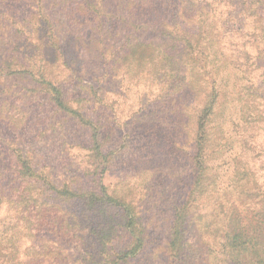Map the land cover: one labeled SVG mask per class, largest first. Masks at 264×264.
Instances as JSON below:
<instances>
[{"label":"rangeland","instance_id":"rangeland-1","mask_svg":"<svg viewBox=\"0 0 264 264\" xmlns=\"http://www.w3.org/2000/svg\"><path fill=\"white\" fill-rule=\"evenodd\" d=\"M203 1L209 10L214 9V15L207 13L205 29L208 38L216 40L206 45L207 53L218 58L213 68L218 74L215 89L187 92L181 101L169 105L155 83L113 68L103 85L104 105L94 104L75 88L72 75L61 66L59 54L45 44L43 34L36 33L30 20L24 28L29 33L28 43L19 40L5 21L0 22V42L5 43L3 49L9 60L17 58L7 61L9 70L25 67L27 60L36 70L43 59L47 76L55 77L72 105L92 120L100 117L104 132L111 135L108 148L112 151L104 182L110 187L139 191L138 205L144 219L162 222L158 205L166 203L168 197L175 200L176 189L186 182L189 239L178 264L244 263L254 261L256 255L246 237L259 234L264 239V0ZM36 4L35 0H19L18 14L34 16ZM102 11L109 12L107 5ZM90 22L88 18L79 25L88 29ZM63 27L67 36L61 38H65L62 43L68 52L79 43L75 38L79 26L73 25L71 31ZM92 62L88 57V63ZM34 85L0 78L1 172L8 177L10 152L18 149L30 158L34 168L48 172L56 185L74 181L88 187L85 128L56 111L42 94L33 98L29 89ZM12 93L22 97L16 106L26 114L19 126L8 124L1 109V103ZM209 104L213 108L203 153L204 190L192 195L197 186L192 162L196 155V117ZM0 209L2 215L4 210ZM161 226L151 232L149 243V252L158 260L166 239ZM224 233L232 236V242L219 241ZM240 236L245 243L239 242ZM259 250L258 255L263 256L264 247Z\"/></svg>","mask_w":264,"mask_h":264},{"label":"trees","instance_id":"trees-1","mask_svg":"<svg viewBox=\"0 0 264 264\" xmlns=\"http://www.w3.org/2000/svg\"><path fill=\"white\" fill-rule=\"evenodd\" d=\"M35 1V15L21 17L19 0H0V22L9 23L14 35L28 43L29 33L24 28L30 24L28 20L32 21L36 33L43 34L45 44L59 54L61 66L72 75L75 88L93 103L104 105L102 90L111 68L155 83L166 95L167 105L204 87L214 92L218 74L213 68L218 58L207 53L206 45L216 40L209 39L205 29L207 13L214 15V9L209 10L205 1ZM103 5H107L108 13L102 11ZM88 18V29L80 27L79 21ZM64 25L67 31L73 25L79 26L75 36L79 43L68 52L62 43L65 38H61L63 34L67 36ZM3 45L0 42V78L34 82L29 89L33 98L42 94L56 111L85 128L89 169L88 187L74 181L56 185L48 172L34 168L20 150L10 152L9 181L0 170V208L4 210L0 214V264H178L189 239L186 182L176 189L175 200L168 197L166 203L158 205L162 222L144 219L138 205L139 191L133 187H110L104 182L112 151L108 148L111 135L104 132L100 117L92 120L72 105L55 77L47 76L43 59L36 70L28 60L25 67L9 70L11 64ZM88 57L92 63H88ZM15 59L13 56L9 61ZM94 84L102 86L95 88ZM21 99L12 93L8 101L1 103L10 125H22L26 119L16 106ZM212 108V104L206 105L196 117V155L192 162L197 186L192 195L204 190L203 153ZM174 114L178 116L176 111ZM158 225L166 237L160 260L149 252L151 232ZM257 235L246 237L250 250L256 253L254 261L235 264H264V255H258L264 239ZM232 239L226 233L219 236L223 244ZM239 242L245 240L240 236Z\"/></svg>","mask_w":264,"mask_h":264}]
</instances>
